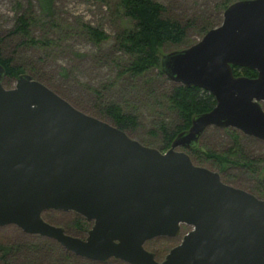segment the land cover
Masks as SVG:
<instances>
[{
	"label": "water",
	"instance_id": "1",
	"mask_svg": "<svg viewBox=\"0 0 264 264\" xmlns=\"http://www.w3.org/2000/svg\"><path fill=\"white\" fill-rule=\"evenodd\" d=\"M233 66L257 71L237 76ZM173 82L215 96L161 150L86 113L24 72L4 84L0 63V226L52 238L92 260L129 264H264V198L222 180L189 153L210 126L264 141V0H237L196 43L164 54ZM264 181V174L262 177ZM48 210L93 223L85 239L47 222ZM162 261L146 242L177 238Z\"/></svg>",
	"mask_w": 264,
	"mask_h": 264
},
{
	"label": "rangeland",
	"instance_id": "2",
	"mask_svg": "<svg viewBox=\"0 0 264 264\" xmlns=\"http://www.w3.org/2000/svg\"><path fill=\"white\" fill-rule=\"evenodd\" d=\"M158 1L167 6L172 18L180 20L183 24L195 19L196 22H193L197 23L195 25L197 27L200 24V16L204 14L218 18L215 7L220 0ZM118 5L119 0H53L49 13L48 10H43L39 0H0V37L4 40L7 56H17L18 63L25 65L28 63L27 66L32 63L38 70H42L40 81L63 94L82 111H90L95 108L94 105L102 108V104L117 103L125 111L137 114L140 127L128 134L143 143L149 140L154 143L152 147L160 149V137H150L148 131L157 119H163L169 124L176 122V114L163 97V94L171 89L173 81L158 79L155 75L137 79H131L126 75L119 77L122 69L119 60L115 62L112 60L113 57L120 55L113 51V37L121 28L132 26L133 21L123 17ZM28 9L38 20V24L33 28L34 37L55 40L53 48L28 46L17 48L23 38L18 34L11 35V30L15 28L17 17ZM81 24L102 28L111 39L101 46H96L81 34ZM195 29L197 28L188 31V46L201 39L198 30ZM186 47L169 45L163 54ZM4 84L8 88L14 87L16 78L8 83L4 81ZM90 88L99 91L103 98ZM262 104L264 106V102ZM93 114L110 122L109 118ZM242 144L251 156L261 160L259 162L263 164L260 174L262 177L264 141L243 134ZM198 145L214 151H223L233 145V140L226 128L210 126ZM203 166L218 171L211 161ZM219 173L225 183L254 193L252 189L256 180L252 174L255 172L249 168L231 165L226 171ZM43 217L47 222L63 227L68 234L82 239L87 237L93 225L91 221H87L90 222L89 229L80 232L75 223L79 217H84L74 211L48 210L43 213ZM190 229L191 227L184 225L181 235L174 240L170 237L152 239L155 240L153 244L156 258L162 261ZM0 242L17 246L18 249L5 255V258H2L0 253V264H129L121 259L92 260L74 253L69 259L64 251L67 249L56 240L26 233L14 224L0 226Z\"/></svg>",
	"mask_w": 264,
	"mask_h": 264
},
{
	"label": "trees",
	"instance_id": "3",
	"mask_svg": "<svg viewBox=\"0 0 264 264\" xmlns=\"http://www.w3.org/2000/svg\"><path fill=\"white\" fill-rule=\"evenodd\" d=\"M39 1L43 10H48L51 13L53 0ZM235 1L237 0H220L215 7L218 11V18L204 14L200 16V24L196 27L195 19L183 24L180 20L172 18L167 6L158 0H119L118 7L122 11L123 17L133 21L132 26L121 28L113 37V51L120 54L112 59L114 62L119 60L122 68L119 77L126 75L131 79H137L155 75L158 79L170 81L161 69V58L165 49L169 45L188 46L189 29L197 28L195 30H198L199 35L202 37L208 30L220 25L223 21L225 9ZM37 24L38 20L30 9L17 17L15 28L11 30V35L18 34L23 38L17 48L23 46L53 48V44H56L55 40L46 37L41 39L34 37L33 28ZM80 32L96 46H101L104 42L111 39V36L102 28L94 27L90 24H81ZM17 58V56H7L5 54L4 40L0 37V63L7 69V76L4 81L8 83L11 79L17 78L19 74L24 72L32 73L33 78L39 81L42 80L40 79L42 70H38L32 63H30V66H27L28 63L26 65L18 63ZM233 70L237 76L242 75L254 78L258 75L257 71L247 67L233 66ZM172 83L171 89L165 92L163 97L169 108L176 114V122L169 124L163 119H157L153 122V127L148 131L150 137H160L159 142L161 144L159 148L161 150L170 148L174 138L191 126L192 118L195 115L209 112L216 105L215 96L208 90L196 86L188 87L175 82ZM90 89L96 91L93 88ZM96 92L99 97L103 98L99 91ZM60 95L63 96V94ZM63 97L65 98V96ZM94 107L90 111H83L109 118L110 122L129 134L140 127L138 115L125 111L117 103L102 104V108L97 105H94ZM226 130L232 137V146L223 151H214L198 145L189 150L192 159L200 165L211 161L219 172L226 171L231 165L249 168L252 172H255L252 177L256 180V183L252 191L255 195L264 197L263 176L260 177L263 168V164L259 162L261 160L254 158L247 152L242 144V132L235 128H226ZM144 144L148 146L154 145L149 140L144 141ZM88 224L90 222L80 217L75 223L80 232H86L90 227ZM171 239L174 240V238ZM154 241L146 242L145 246L148 250L155 253ZM15 249L18 250L17 246L0 242L2 258H5L7 254L9 255ZM64 251L68 254L67 258L70 259L73 253L68 250Z\"/></svg>",
	"mask_w": 264,
	"mask_h": 264
},
{
	"label": "flooded vegetation",
	"instance_id": "4",
	"mask_svg": "<svg viewBox=\"0 0 264 264\" xmlns=\"http://www.w3.org/2000/svg\"><path fill=\"white\" fill-rule=\"evenodd\" d=\"M264 198V197H263Z\"/></svg>",
	"mask_w": 264,
	"mask_h": 264
}]
</instances>
